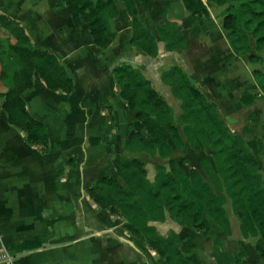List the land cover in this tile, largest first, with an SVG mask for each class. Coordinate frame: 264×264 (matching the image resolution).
Listing matches in <instances>:
<instances>
[{
  "label": "crops",
  "instance_id": "0c3cea01",
  "mask_svg": "<svg viewBox=\"0 0 264 264\" xmlns=\"http://www.w3.org/2000/svg\"><path fill=\"white\" fill-rule=\"evenodd\" d=\"M203 1L211 18L201 25L182 0H150L145 8L151 10L158 2L164 10L150 18L141 16L144 24L156 33L165 19L174 20L185 39V45L175 49H167L159 39L157 54L150 55L131 43L129 16L122 27L115 25L112 42L100 47L85 23L74 25L61 0H0V13L17 20L34 45L55 54L73 79L71 91L52 90L35 73L33 87L21 92L28 112L46 127V146L29 142L24 130L7 121L0 96V179L17 182L26 199L23 210L17 204L10 207L13 199H6L8 205L0 213V247L10 256L1 264H163L143 237L128 232L122 222L116 225L120 217L99 207L87 191L98 177L115 175L117 154L141 158L124 145L131 131L149 139L119 93L112 73L118 63L139 69L169 103L174 95L161 74L178 65L215 102L232 133L241 135L248 147L264 146V141L259 143L264 92L254 75L255 69L264 72V66H250L264 63V52L252 47L251 52L261 56L258 60L238 53L222 24L225 5L214 7V2ZM243 92L253 94L250 103L243 102ZM226 203L231 230L215 226L216 242L202 229L171 218L151 223L162 235L175 231L194 264H238L240 240L247 246L248 263L264 264L255 248L257 237L242 235L240 220L234 219L236 213Z\"/></svg>",
  "mask_w": 264,
  "mask_h": 264
},
{
  "label": "trees",
  "instance_id": "16d2710c",
  "mask_svg": "<svg viewBox=\"0 0 264 264\" xmlns=\"http://www.w3.org/2000/svg\"><path fill=\"white\" fill-rule=\"evenodd\" d=\"M67 6L73 23L84 22L93 42L107 47L115 38L117 30L113 18L118 9L113 0H61ZM131 18L130 41L150 55L158 52V40L167 49L181 48L185 39L175 24L165 21L157 26V32L149 29L139 16V3L148 7L150 0H122ZM186 9L204 25L210 20V12L203 0H182ZM225 5L223 27L238 53H249L250 60L261 59L251 52L252 47L264 52V0H207ZM0 29L8 30L14 42L10 49L16 53L20 66L12 74L13 83L6 80V69L0 57V91L7 121L24 130L31 143L47 145L48 132L45 125L27 110L21 92L34 85L37 73L49 89L71 91L73 79L67 67L52 52L33 44L24 27L15 19L0 13ZM1 43V41H0ZM1 45V44H0ZM1 49V48H0ZM0 50V55H1ZM119 85V93L135 113L149 135L145 138L139 131H131L125 147L133 152L155 150L168 163L157 164L153 180L147 177L143 161L138 157L117 154L113 164L115 175L98 177L87 188L93 201L110 214L122 218L123 227L137 237H143L159 255L163 264H194L181 247L179 235L171 230L167 235L158 232L151 221L171 218L178 223L202 229L218 240L215 226L230 232L229 214L225 208L227 198L240 220L244 237L256 236L255 248L264 258V184L259 162L246 145L244 138L232 133L220 116L215 102L209 100L178 65L162 72L161 77L169 84L172 93L182 101L181 120L186 123L184 131L194 148L203 143L210 146L212 157L202 156L200 167L185 170L170 157L173 144L181 147L183 137L171 118V107L158 93L139 69L121 62L112 68ZM255 79L264 92V72L254 70ZM245 104L253 94L243 92ZM170 133L173 144L169 142ZM264 141V132L259 143ZM248 250L243 240L236 252L238 264H249L244 258Z\"/></svg>",
  "mask_w": 264,
  "mask_h": 264
},
{
  "label": "rangeland",
  "instance_id": "374dc122",
  "mask_svg": "<svg viewBox=\"0 0 264 264\" xmlns=\"http://www.w3.org/2000/svg\"><path fill=\"white\" fill-rule=\"evenodd\" d=\"M113 1L115 2V5L117 6V9H118V15L116 16L117 18L116 17L113 18V24H114V26L117 25V28L122 27L124 25V20L126 19L125 17H127L129 15H128L126 9L123 8V5H122L123 2L121 0H113ZM155 3H156V5L152 6L153 8L151 10H149L148 8H145L144 6H142L139 3V5H138L140 7L139 16L141 19H142L141 16H143L144 18H150V17H153V14H155V13H157V15L161 14V12L163 13L164 8H161V10H160L159 6H158V2H155ZM214 7H218V5L214 3ZM154 8H156V9L154 10ZM177 8L178 7H176V5L172 6L173 11H177ZM158 9L160 12L158 11ZM119 11L122 13V15H120V16H119ZM174 14H176V12ZM129 19L131 21V18H129ZM114 21H115V23H114ZM142 21H143V19H142ZM165 21H169L170 23L176 25V22H174V20L165 19ZM82 23H84V22H82ZM143 23H144V21H143ZM153 28L155 29V27H153ZM11 36L12 35L10 34V32L8 30L0 29V41H1V43H0L1 49L0 50L2 51L0 57L2 58L3 64H5L6 75H7L6 80L9 84L13 83L12 74H13L14 70H16L20 66L19 57L17 56L16 53H13L12 50L9 48L11 43L14 42ZM250 66L252 68L253 67L263 68L264 63H261V64L253 63V64H250ZM242 68H241V72H242ZM166 70H163V72ZM245 75H247V74H244V77L247 78V76H245ZM167 103L171 107V118L173 119V123L177 126V128L179 129V131L181 133V136L184 138L183 139V145L181 147L175 146L173 144L174 142L172 140V137H171L170 133L168 132L169 142L171 144H173V152H172L170 157L175 158L178 161V163L180 164V166L183 167L185 170H189L191 167H200V158L202 156H206L209 158L212 157V154L210 152V146L204 145L202 143L199 148H194L191 145V142L187 139L189 136V133L187 132V134H186L184 131V126L186 125V123L184 121H182L180 118V116L183 112L181 99H179L177 96L174 95L172 101L170 103L167 101ZM249 148L252 149V151L255 153L254 155H257L259 158V170L263 174V184H264V146H259V145L253 146V147L249 146ZM139 153H140L139 155L141 157L140 159L143 161L144 166L147 170V177L150 180H153L155 177V174L157 171V164L162 163V164L167 165V163H168V157H162L158 153L157 150H155L154 153H150L149 151H144V150L140 151ZM11 179L17 181V179H14V178H11ZM2 181H3V183H2ZM0 194H1L0 200L3 201V202H0V213L5 211V206H7L8 204H4V203H5L6 199H9V198L13 199V203L10 207L16 206L15 204H17L18 209H22L21 206H25L26 199H23L24 198L23 193H22L20 187L17 185V182H12V181H9L7 179H5V180L0 179ZM227 201L231 202L230 198H227L226 202ZM230 202L226 203L227 204L226 207L230 206V208H231ZM26 210H27V213H29L28 209H26ZM234 215H235L234 219H238L237 215L236 214H234ZM122 221H123L122 218H118L117 222H115V224L122 226L121 225ZM120 231L123 232L122 230H120Z\"/></svg>",
  "mask_w": 264,
  "mask_h": 264
},
{
  "label": "built area",
  "instance_id": "2783aa9c",
  "mask_svg": "<svg viewBox=\"0 0 264 264\" xmlns=\"http://www.w3.org/2000/svg\"><path fill=\"white\" fill-rule=\"evenodd\" d=\"M6 259H10V256L2 247H0V264Z\"/></svg>",
  "mask_w": 264,
  "mask_h": 264
}]
</instances>
